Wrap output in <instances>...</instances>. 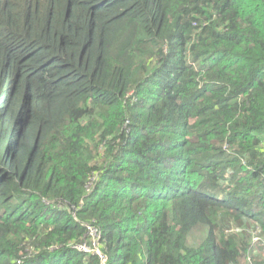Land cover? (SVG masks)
<instances>
[{
	"label": "trees",
	"instance_id": "1",
	"mask_svg": "<svg viewBox=\"0 0 264 264\" xmlns=\"http://www.w3.org/2000/svg\"><path fill=\"white\" fill-rule=\"evenodd\" d=\"M254 235L264 0H0V264H258Z\"/></svg>",
	"mask_w": 264,
	"mask_h": 264
},
{
	"label": "rangeland",
	"instance_id": "2",
	"mask_svg": "<svg viewBox=\"0 0 264 264\" xmlns=\"http://www.w3.org/2000/svg\"><path fill=\"white\" fill-rule=\"evenodd\" d=\"M206 233V228L204 226L194 228L188 236V245L198 247L205 239ZM253 241L255 243V249L257 250L256 257L259 259L257 262L258 264H264V246L261 245L260 236L254 235Z\"/></svg>",
	"mask_w": 264,
	"mask_h": 264
},
{
	"label": "built area",
	"instance_id": "3",
	"mask_svg": "<svg viewBox=\"0 0 264 264\" xmlns=\"http://www.w3.org/2000/svg\"><path fill=\"white\" fill-rule=\"evenodd\" d=\"M97 233H98L97 231L91 229V235L93 237V242L95 243L96 248L95 247L91 248L86 245H80V246H77L76 248L85 253H92V254L98 255L101 258L102 263H104L106 261V257L101 254V251L98 248V234Z\"/></svg>",
	"mask_w": 264,
	"mask_h": 264
}]
</instances>
